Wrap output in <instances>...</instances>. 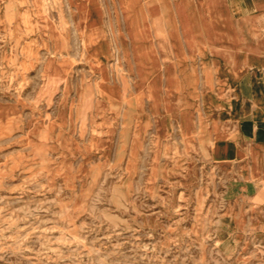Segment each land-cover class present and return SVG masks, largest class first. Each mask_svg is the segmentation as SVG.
Segmentation results:
<instances>
[{"label":"rangeland","instance_id":"374dc122","mask_svg":"<svg viewBox=\"0 0 264 264\" xmlns=\"http://www.w3.org/2000/svg\"><path fill=\"white\" fill-rule=\"evenodd\" d=\"M158 26L141 0H0V264H264L262 134L205 44L148 74Z\"/></svg>","mask_w":264,"mask_h":264},{"label":"crops","instance_id":"0c3cea01","mask_svg":"<svg viewBox=\"0 0 264 264\" xmlns=\"http://www.w3.org/2000/svg\"><path fill=\"white\" fill-rule=\"evenodd\" d=\"M141 1L144 12L148 15L149 42L156 43L152 36L151 26L152 24L159 25L158 29H155V35L160 34L157 43L162 44L165 49L161 54L157 53L159 57L156 62H151L146 51L143 53V65L147 67L148 74L166 75L171 80L168 65L166 64L164 71L159 68V58H167V43H173L176 49H180L183 42L191 49H194L198 42L200 45L198 49L205 44L208 58L214 63L217 77L224 85H229L237 91L235 95L238 100L231 101L229 104L233 105L238 102L239 111H242L245 116H253V122L258 126V132L262 134L263 140L264 0H173V4L166 3L165 0H159L158 3H152L150 0L148 3L145 0ZM172 12L174 21L169 19ZM181 15L184 18H181ZM163 20L166 24L168 21V26L173 27L168 40H165L167 38L165 29L164 35L162 33L160 24ZM183 21L190 28V35L186 36L183 33ZM176 37H178L179 45L176 44ZM248 44L253 49H249ZM255 106H261L260 118L254 117V110L258 111ZM233 148L232 145L219 147L225 151ZM239 150H242L241 147ZM262 156H264V151H262ZM252 203L264 206V183L253 192Z\"/></svg>","mask_w":264,"mask_h":264}]
</instances>
